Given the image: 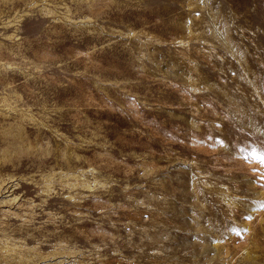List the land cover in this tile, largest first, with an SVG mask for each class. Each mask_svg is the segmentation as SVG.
<instances>
[{
    "label": "rangeland",
    "instance_id": "1",
    "mask_svg": "<svg viewBox=\"0 0 264 264\" xmlns=\"http://www.w3.org/2000/svg\"><path fill=\"white\" fill-rule=\"evenodd\" d=\"M264 0H0V264H264Z\"/></svg>",
    "mask_w": 264,
    "mask_h": 264
},
{
    "label": "snow or ice",
    "instance_id": "2",
    "mask_svg": "<svg viewBox=\"0 0 264 264\" xmlns=\"http://www.w3.org/2000/svg\"><path fill=\"white\" fill-rule=\"evenodd\" d=\"M253 156L254 159L260 160L261 163H264V157L257 156L255 153L250 154Z\"/></svg>",
    "mask_w": 264,
    "mask_h": 264
}]
</instances>
